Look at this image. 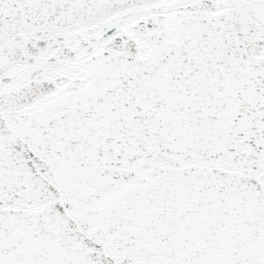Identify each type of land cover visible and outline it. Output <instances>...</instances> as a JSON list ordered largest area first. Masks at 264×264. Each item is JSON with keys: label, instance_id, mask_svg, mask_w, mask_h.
Segmentation results:
<instances>
[{"label": "snow or ice", "instance_id": "1", "mask_svg": "<svg viewBox=\"0 0 264 264\" xmlns=\"http://www.w3.org/2000/svg\"><path fill=\"white\" fill-rule=\"evenodd\" d=\"M0 264H264V0H0Z\"/></svg>", "mask_w": 264, "mask_h": 264}]
</instances>
